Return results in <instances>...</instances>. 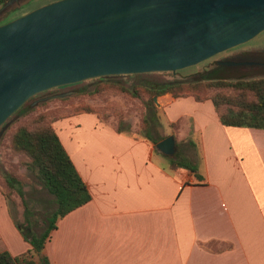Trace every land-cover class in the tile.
<instances>
[{
	"label": "crops",
	"instance_id": "1",
	"mask_svg": "<svg viewBox=\"0 0 264 264\" xmlns=\"http://www.w3.org/2000/svg\"><path fill=\"white\" fill-rule=\"evenodd\" d=\"M155 104L174 157L92 112L53 122L89 199L57 219L41 253L49 264H264V127L223 124L210 99L165 93ZM0 206V252L26 253Z\"/></svg>",
	"mask_w": 264,
	"mask_h": 264
},
{
	"label": "water",
	"instance_id": "2",
	"mask_svg": "<svg viewBox=\"0 0 264 264\" xmlns=\"http://www.w3.org/2000/svg\"><path fill=\"white\" fill-rule=\"evenodd\" d=\"M21 1L6 0L0 16ZM263 30L264 0L44 4L0 22V134L8 119L41 92L110 76L174 74ZM156 148L174 155L173 135L159 140Z\"/></svg>",
	"mask_w": 264,
	"mask_h": 264
},
{
	"label": "trees",
	"instance_id": "3",
	"mask_svg": "<svg viewBox=\"0 0 264 264\" xmlns=\"http://www.w3.org/2000/svg\"><path fill=\"white\" fill-rule=\"evenodd\" d=\"M5 1L0 0V6ZM180 72L179 70L175 73ZM141 75H139L141 81L130 88L114 81H106L109 77H104V81H99L94 85L93 90H88L87 93L94 94L107 88H116L133 97L146 96L141 132L154 143L166 137L162 135L156 139L152 135L160 125L154 97L165 93H170L173 97L192 96L198 101L210 99L220 121L225 125L264 127V77L237 81L223 78L187 81L152 79L148 75ZM85 112L95 111L85 108ZM54 118L47 113H39L18 125L10 135L11 151L22 157L21 162L26 169L32 171L46 190L54 195L56 209L45 216L43 221L46 227L39 234L33 230L29 219L24 218L23 222L17 221L16 224L24 240L30 244V249L20 255L1 251L0 264H49L41 251L51 231L56 227L57 219L89 199L86 185L79 177L53 127V122L56 120ZM120 125L118 120L117 129H121ZM169 161L172 167L195 170L194 165L185 159L169 158ZM5 182L10 190H15L21 197L23 196L19 178L8 173L5 175ZM35 255L38 257L37 260L34 258Z\"/></svg>",
	"mask_w": 264,
	"mask_h": 264
},
{
	"label": "rangeland",
	"instance_id": "4",
	"mask_svg": "<svg viewBox=\"0 0 264 264\" xmlns=\"http://www.w3.org/2000/svg\"><path fill=\"white\" fill-rule=\"evenodd\" d=\"M52 1L55 0H22L20 5L13 8L11 12L0 16V22L8 21ZM235 53L259 58L264 53V30L245 43L216 54L199 64L181 69L180 73L154 72L144 75H148L152 79L187 81L222 78L237 81L264 77V70L259 66L233 67L230 63H226L222 67L213 65L215 60L225 56H233ZM139 75L110 76L106 81H114L130 88L141 81ZM104 79L97 78L58 86L31 97L8 119L9 124L0 134V205L7 201L10 211L17 218V221L23 222L24 218L29 219L33 230L38 234L46 227L43 221L45 216L56 209L55 197L46 190L32 171L26 169V166L21 162L22 157L11 151L9 147L10 135L18 125L27 122L39 113H47L57 120L74 112L85 111V108L92 109L95 114L106 120L113 122L120 120L122 129L142 133L141 118L145 111L146 96L142 98L133 97L116 88H107L94 94L87 93L88 90H93L94 85H97L99 81H104ZM142 82L144 81L142 80ZM158 122L160 124L158 130L152 132L155 138L164 135L165 129L171 128L165 124L163 119L160 121L159 117ZM176 150L175 155L184 153L181 143H178ZM8 173H12L20 179L23 190L22 197L17 191L7 187L5 175Z\"/></svg>",
	"mask_w": 264,
	"mask_h": 264
},
{
	"label": "flooded vegetation",
	"instance_id": "5",
	"mask_svg": "<svg viewBox=\"0 0 264 264\" xmlns=\"http://www.w3.org/2000/svg\"><path fill=\"white\" fill-rule=\"evenodd\" d=\"M239 53V52H238ZM235 53L230 57L225 56L219 60L214 61V66L222 67L226 65V63H230L233 67H255L259 66L262 70H264V53L260 55L259 58L244 56L242 54ZM255 55V54H254Z\"/></svg>",
	"mask_w": 264,
	"mask_h": 264
}]
</instances>
